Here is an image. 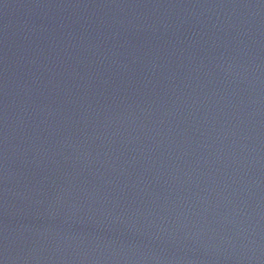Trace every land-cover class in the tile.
<instances>
[{
  "label": "water",
  "instance_id": "obj_1",
  "mask_svg": "<svg viewBox=\"0 0 264 264\" xmlns=\"http://www.w3.org/2000/svg\"><path fill=\"white\" fill-rule=\"evenodd\" d=\"M0 264H264V0H0Z\"/></svg>",
  "mask_w": 264,
  "mask_h": 264
}]
</instances>
